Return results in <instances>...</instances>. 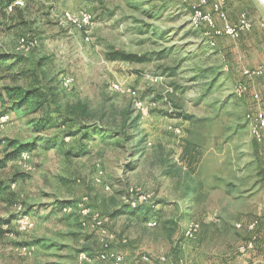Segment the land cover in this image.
<instances>
[{
	"label": "rangeland",
	"instance_id": "1",
	"mask_svg": "<svg viewBox=\"0 0 264 264\" xmlns=\"http://www.w3.org/2000/svg\"><path fill=\"white\" fill-rule=\"evenodd\" d=\"M22 1L23 22L0 14V51H13L22 35L36 45L25 65L0 67V90L30 86L35 72L45 94L22 107L7 99L0 104L8 113L0 119V157L12 149L11 140L33 144L26 159L0 169V180L9 182L0 193V217L10 219L20 204L33 220L27 228L16 219L5 225L11 231L0 240V264H77L82 251L94 257L86 264H109L95 258L98 233L56 203L83 196L105 215L117 240L112 246L122 252L165 251L171 264H264V141L250 134L251 99L233 93L243 68L264 64V4L227 0L229 19L245 11L252 26L237 38L217 37L211 46L203 27L190 19L196 0ZM79 9L93 15L88 40L63 18ZM115 49L142 59L109 58ZM63 76L73 78L69 89ZM261 85L254 80L263 96ZM127 88L136 90L146 113ZM76 103L86 105L88 123L112 124L126 139L96 131L83 153L65 156L78 137L63 135L69 123L59 126L57 110ZM48 115L52 125L37 131L34 122ZM15 172L24 177L11 181ZM143 194L165 201L156 207L153 227L143 213L121 210L123 202ZM245 217L260 220L256 243L259 234L263 239L254 255L238 251L250 237L245 225L236 227ZM192 220L200 227L190 240L183 233ZM24 244L33 246L30 254Z\"/></svg>",
	"mask_w": 264,
	"mask_h": 264
},
{
	"label": "built area",
	"instance_id": "2",
	"mask_svg": "<svg viewBox=\"0 0 264 264\" xmlns=\"http://www.w3.org/2000/svg\"><path fill=\"white\" fill-rule=\"evenodd\" d=\"M227 0H196L195 4L190 7V19L193 25L203 27L204 35L209 40L211 46L216 45L215 38L220 36H230L237 38L243 31L249 30L252 26L251 20L248 14L243 11L240 12L236 18V21H231L227 14L226 9ZM13 4L22 5V0H15ZM210 10L206 9L210 6ZM12 5L9 6L11 9ZM63 18L73 25L77 30L86 33L85 39L88 40V29L93 24V15L88 10L79 9L77 11H65ZM36 40L29 36H20L17 40L15 49L24 53H29L35 47ZM154 81L158 80V77L153 78ZM254 80L264 81V66L258 65L255 67H246L242 70L241 79L237 80L233 85V93L240 97H248L252 101L251 111L247 113V122L250 129V134L254 140L264 141V97L254 86ZM73 78L71 76H63L61 84L65 88L72 86ZM114 88L118 89V84H113ZM133 98L134 105L139 108L143 113L147 112V108L144 106L143 101L138 98L135 89L127 88L126 90ZM7 117V114L1 115L0 119ZM179 132V129H176ZM264 156V152H263ZM20 159H26L28 152L23 151L19 156ZM99 175H102V170L99 169ZM98 176V174H97ZM100 178V176H98ZM97 179L98 181L100 179ZM146 195L139 196V200L132 199L131 203L147 201ZM129 201V200H128ZM18 209H21V205H18ZM61 211L64 214L76 213L80 216V221L84 226H91L98 233V242L100 244L99 250L95 258L108 261L110 264H171L168 256L165 254L152 255L147 252H137L134 255H128L125 252L116 250L112 243L115 240V234L107 229L105 226V217L100 211L94 209L91 206L89 196H83L79 200L73 203H67L62 206ZM259 218H253L245 224L246 230L250 233V237L247 241L238 246V251L241 254H247L255 249L257 228L259 226ZM16 222L20 224L21 228L31 227L33 220L29 214H22L16 218ZM146 225L153 227L157 224V220L149 218ZM19 226V227H20ZM243 222L236 223L237 228H242ZM200 227V223L196 220L190 221L184 228V238L194 239L196 233ZM21 249L24 253H31L33 246L23 245ZM94 257H90L86 252L82 251L78 255L77 264H86L92 262Z\"/></svg>",
	"mask_w": 264,
	"mask_h": 264
},
{
	"label": "trees",
	"instance_id": "3",
	"mask_svg": "<svg viewBox=\"0 0 264 264\" xmlns=\"http://www.w3.org/2000/svg\"><path fill=\"white\" fill-rule=\"evenodd\" d=\"M15 0H0V14L3 16L7 17L8 15H17L18 17L21 18V21L23 22V13L26 9V5L21 6L19 4H13ZM27 1V0H26ZM24 3V1H23ZM12 5L11 9H9V6ZM23 5V4H22ZM23 36V35H22ZM28 36V35H25ZM30 37V36H29ZM32 38V37H31ZM34 39V38H33ZM34 49V48H33ZM31 50V52L33 51ZM31 52L29 53H24L21 51H18L14 49L13 51H0V67L1 66H6L12 67L13 65L24 63H28V60L31 59ZM109 58L111 59H142V56H137L131 53H125L122 50L115 49L111 52L108 53ZM36 67L40 69L41 62L40 60L37 61ZM22 72H26V68L21 70ZM30 71V70H28ZM32 73L33 77V82L30 84L28 87H23V86H4L3 90H0V104L4 102L5 99L11 101L12 107H22L26 105L31 99L40 97H44V88L41 82V78L36 76L35 72H30ZM37 84V85H36ZM59 113L60 117V125H66L68 126L65 128L63 135H67L70 137H78L76 140V147L73 148L74 146L68 148L64 155L65 156H71V155H80L85 151L83 148V145L85 144L84 142L88 139H90L91 134L95 133L96 131H101V133H109L112 134L113 136H119L122 135L123 137H127V135L124 134V130H121V128H117L113 126L112 124L106 126H95L93 124L88 123L87 120H85L87 116V110H86V105L82 103H76V104H67L64 108L57 110ZM8 114L6 110L2 109L0 110V116ZM49 117L51 116H46L44 118H41V120H38L37 122H34V128L37 131L44 130L45 128L51 126V122L49 120ZM48 119V120H47ZM105 125V124H103ZM130 138V137H129ZM128 140V138H127ZM1 143V140H0ZM12 147V149H6L4 151V154L0 157V169H3L4 167L7 166L8 162L15 160L19 157V155L23 151H27L28 148L33 147V144H23V143H17L14 141H9L8 147ZM132 164H130L131 166ZM129 166V167H130ZM24 177L23 172H15L10 179L11 181L15 182L21 178ZM8 181L6 180H0V193L8 189ZM10 196H14V192L9 193ZM13 199V198H12ZM76 200H71V201H59L56 202L58 203L60 209H62V206L67 204V203H73ZM165 203L164 200H158L156 197L148 199L147 201L143 202H136V204H132L131 200L123 202V205L121 207V210L123 211H128L130 213H143L144 220L147 221L149 218H152L154 215L157 213V205ZM17 204V203H16ZM57 205V204H56ZM31 211L30 210H25L22 208L15 212V214H12L11 220L10 219H4L0 217V240L5 236L6 233L10 232L11 229L8 228L10 225V222L13 219L18 218L22 214H29ZM119 211L117 208L111 212H109L107 215H115ZM67 216H78L76 213H71V214H65ZM79 217V216H78ZM105 217V215H104ZM80 219V218H79ZM80 222V221H79ZM81 224V222H80ZM5 225H8L5 226ZM82 225V224H81ZM25 245V244H24ZM113 245V243H112ZM115 248V247H114ZM99 249V248H98ZM116 249V248H115ZM118 250V249H116ZM174 250V249H173ZM120 251V250H119ZM176 251V250H174ZM98 252V251H97ZM97 252L95 253V256L97 255ZM100 261V259H98ZM103 261V260H101ZM110 264V263H109Z\"/></svg>",
	"mask_w": 264,
	"mask_h": 264
},
{
	"label": "crops",
	"instance_id": "4",
	"mask_svg": "<svg viewBox=\"0 0 264 264\" xmlns=\"http://www.w3.org/2000/svg\"><path fill=\"white\" fill-rule=\"evenodd\" d=\"M259 64H263V63H259ZM258 64V65H259ZM264 65V64H263ZM257 66V65H256ZM251 67H253V66H251ZM255 67V66H254ZM262 81V80H261ZM263 82V85H261V87H262V89L264 88V81H262ZM264 96V95H263ZM155 216V215H154ZM153 216V217H154ZM156 217V216H155ZM241 221L244 223V225L249 221H247V219H246V217L245 218H243V219H241ZM247 221V222H246ZM187 225V224H186ZM263 239V238H262ZM261 235L259 234V236H258V240H259V242L258 243H256V247H255V249L254 250H252L251 252H249V253H247V255L248 254H252V255H254V253L257 251V249L259 248V246H260V242H261ZM115 240H116V237H115ZM115 240L113 241V243L115 242ZM117 241V240H116ZM123 241H126V239H123ZM181 250V249H180ZM181 252V251H180ZM126 253H128V252H126ZM136 252H134L133 254H129L128 253V255H134ZM158 254H165V255H167L168 257H170L169 255H168V253H166L165 251H159L158 253H156V254H154V255H158ZM243 255V254H242ZM244 255H246V254H244ZM259 261V260H258ZM257 263V261L256 260H254L253 261V263L252 264H256ZM92 264H94V263H92ZM101 264H105V263H101Z\"/></svg>",
	"mask_w": 264,
	"mask_h": 264
},
{
	"label": "bare ground",
	"instance_id": "5",
	"mask_svg": "<svg viewBox=\"0 0 264 264\" xmlns=\"http://www.w3.org/2000/svg\"><path fill=\"white\" fill-rule=\"evenodd\" d=\"M264 4V0H260Z\"/></svg>",
	"mask_w": 264,
	"mask_h": 264
}]
</instances>
